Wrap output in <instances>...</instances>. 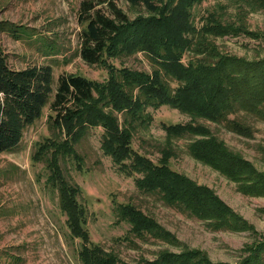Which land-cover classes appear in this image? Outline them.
I'll return each mask as SVG.
<instances>
[{
	"label": "rangeland",
	"instance_id": "rangeland-1",
	"mask_svg": "<svg viewBox=\"0 0 264 264\" xmlns=\"http://www.w3.org/2000/svg\"><path fill=\"white\" fill-rule=\"evenodd\" d=\"M80 1L0 0V44L9 64L15 69L51 65L54 83L65 72L100 86L112 84L105 65H89L80 56ZM114 1L132 22L111 47L118 77L122 68L150 76L160 68V41L154 46L141 40L156 33L164 35L165 46L184 48V65L189 59L215 64L226 56L249 63L264 60V0H161L157 13ZM215 25L224 32L213 33ZM194 49L217 55L207 57ZM162 79L173 96L178 82ZM260 88L264 86H256ZM97 92L91 100L95 104L102 95ZM132 92L136 95L139 87ZM205 96L183 101L182 109L163 93L159 98L147 93L130 109L115 108L114 95L104 97L101 112L115 119L119 131L129 122L132 133L135 153L120 161L103 149V126L81 120L54 125L46 107L18 146L0 154V264H81L80 243L70 236L59 191L49 181L58 177L79 189L75 198L92 242L119 263L151 264L163 251L191 250L209 264H264V241L259 243L264 232V115L259 118L225 97L219 103L238 124L228 130L225 120L190 114ZM187 124L208 134L168 135L166 126ZM210 138L220 143L223 155L191 154L192 146ZM62 142L69 148L60 152L54 147ZM119 203L130 204L132 213L157 225L162 236L133 228L120 215ZM192 205L209 216H198Z\"/></svg>",
	"mask_w": 264,
	"mask_h": 264
},
{
	"label": "trees",
	"instance_id": "trees-1",
	"mask_svg": "<svg viewBox=\"0 0 264 264\" xmlns=\"http://www.w3.org/2000/svg\"><path fill=\"white\" fill-rule=\"evenodd\" d=\"M123 1L134 7H142L151 13H157L161 9V0ZM78 11L81 27L80 56L89 65H105L109 69L107 72L111 75L112 84L100 86L84 76L65 72L60 73L54 83L51 65H30L15 69L9 64L8 56L0 44V154L13 151L20 143L25 129L32 126L42 116L43 110L49 107L47 118L51 119L54 125H70L74 121L81 120L82 124L90 122L96 126H103L106 132V138L103 141L105 153L112 156L115 161L122 160L125 156L135 153L131 147L132 133L128 127L129 122L124 120L127 126L119 131L115 119L110 114L101 112L103 105L99 102L110 95L115 96V99L111 100L117 109H130L147 93L152 98H159L161 93L175 98L177 107L182 109L183 101L193 102L196 99H201L205 94L207 96L203 100V105H197L190 114L203 116L217 123L225 120V127L228 130L234 129L238 124L235 120L231 119L230 121L227 118L226 114L229 111L226 112L227 109L222 107V102L219 103L225 97L233 99L235 105L240 109L252 111L259 118L264 115V89H256L257 85L264 86V77L261 81L256 79V77L260 78V74L264 75V60L260 59L249 63L244 59L239 61L240 59L226 56L217 60L215 64L203 62L201 59H189L184 65L185 63L182 62L184 48L182 50V47L177 43L165 46L162 43L164 35L156 33V35H149L151 39L144 37L141 40L144 44L153 43L154 46L158 45L157 41H160L158 56L163 58V61L158 64L160 68H153L152 76L145 73H131L128 69L122 68L118 69L121 73V76L118 77L114 73L117 70L116 67L110 62L111 59L117 58L111 53V47L117 44V36L127 31L132 22L117 7L114 0H81ZM210 30L218 34L224 32L225 29L221 25H215L214 29ZM165 40L169 42L167 37ZM194 51L198 54L204 53L199 49H194ZM204 54L207 57H214L217 52L209 50ZM258 71L259 75L257 76ZM162 76L178 82L173 96H170L172 89L167 81L162 79ZM122 86L127 88L126 91H122ZM205 86L207 87L204 88ZM134 87H139V92L136 95L132 92ZM97 91H101L102 95L95 104L91 100L95 94H98ZM186 96L188 97L186 98ZM246 101H248L247 104ZM89 116H91L90 119H88ZM198 126L187 124L166 127L169 136L182 135L186 132L208 134L205 129ZM65 142L54 148L60 152L64 151L65 148H69L64 147ZM216 142L211 138L201 140L197 145H191L193 150H189L192 155L195 156L196 153L202 155V158L210 156L207 154L213 151L223 155L220 143ZM216 145L218 146L216 147ZM49 181H51V186L59 191V202L61 210L66 216L67 230L70 236L80 243L77 251L80 263L123 264L119 263L120 261L114 255L105 253L92 242L86 225L84 209L75 198L76 191L79 189L72 188L61 177H58L56 182L51 179ZM118 206L120 215L133 228L140 227L138 230L142 229L146 233L149 232L148 234L158 233L162 236L156 231L159 229L157 225L133 214V207L130 204L119 203ZM191 208L196 210L198 216L208 215L204 214L198 206L192 205ZM166 236L169 235L166 234ZM260 236L259 243L264 241V232L260 233ZM169 241L174 243L172 238ZM191 252V250H185L175 254L163 251L151 264H209L198 252L195 251V254ZM197 255H200V258L196 257Z\"/></svg>",
	"mask_w": 264,
	"mask_h": 264
}]
</instances>
